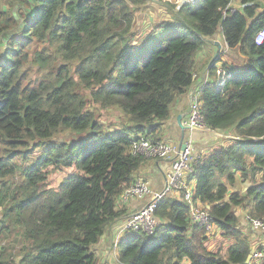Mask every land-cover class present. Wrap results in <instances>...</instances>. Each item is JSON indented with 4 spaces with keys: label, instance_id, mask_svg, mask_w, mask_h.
<instances>
[{
    "label": "trees",
    "instance_id": "1",
    "mask_svg": "<svg viewBox=\"0 0 264 264\" xmlns=\"http://www.w3.org/2000/svg\"><path fill=\"white\" fill-rule=\"evenodd\" d=\"M256 1L240 0L235 11L232 0L172 5L171 19L143 33L137 12L150 0H16L0 8V242L20 237L14 247L0 244V264L99 263L94 247L125 213L119 197L148 160L133 144L140 135L160 141L172 104L195 82L196 54L218 32L246 58L220 67L224 83L218 59L211 64L202 114L211 129L236 137L195 162L193 199L232 244L226 256L208 248L182 190L158 204L155 235L126 234L117 256L122 264H264L247 261L252 240L237 212L264 219V42H255L264 9L257 13ZM35 41L74 68L57 67L48 52L37 60L43 75L31 78ZM97 107L116 109L118 122L101 120ZM50 168L71 171L47 188ZM237 172L252 183L245 195L229 194Z\"/></svg>",
    "mask_w": 264,
    "mask_h": 264
},
{
    "label": "crops",
    "instance_id": "2",
    "mask_svg": "<svg viewBox=\"0 0 264 264\" xmlns=\"http://www.w3.org/2000/svg\"><path fill=\"white\" fill-rule=\"evenodd\" d=\"M152 1L153 2H149L145 8L139 11L138 19L136 17V24L142 29H152V24H156L163 19H171L172 5L175 6V9H178L184 3L197 0H167L168 3L166 4L158 0ZM256 2L260 6L257 11V13H259L264 9V0H257ZM231 8L233 11L237 9L242 10L243 5L240 0H232ZM217 42L221 44V48L217 45ZM220 49L222 52L217 56V52L220 51ZM245 58L246 55L239 52V50L230 49L228 47L225 37L221 32H218L212 38L208 39L204 48L195 56V82L187 92L180 94L172 104L171 113L168 119L162 124V130L159 134L160 140L176 146H181L183 142L190 141L193 144L196 156L200 158L207 156L216 148L227 145L232 138H235L233 132L219 129H192L191 134L183 137L182 130L178 123V116L181 115L183 122L186 120L190 111L191 91L197 90L198 87H202L206 81L212 80L209 68L214 61L218 59L216 66L220 68L225 62L230 65L241 64ZM171 169V160L148 159L135 172L134 179L137 177L144 179L154 192L161 191L166 184V177L171 172ZM247 182L248 181H245L240 173L237 172L234 185L231 189L229 188V194L234 191L242 193L243 191L241 189L246 188ZM172 195L180 197L177 193ZM146 202L147 199L138 198H132L127 202L121 200L118 202V207L123 208L125 213L107 228L101 240L95 245L94 251L99 259L98 264H121L118 261L117 248L114 246L115 238H122L127 234L123 228L126 219L132 213L142 208ZM240 210L241 208H237L238 214ZM241 222L245 226V229L249 228L250 238L253 241V248L255 241L258 240L256 234L259 232L252 229L246 221ZM183 264H187V261L183 262Z\"/></svg>",
    "mask_w": 264,
    "mask_h": 264
},
{
    "label": "built area",
    "instance_id": "3",
    "mask_svg": "<svg viewBox=\"0 0 264 264\" xmlns=\"http://www.w3.org/2000/svg\"><path fill=\"white\" fill-rule=\"evenodd\" d=\"M255 42L261 44L264 42V24L255 34ZM217 74L220 75L221 83L229 77L228 72L219 68ZM200 88L191 91L190 94V111L184 121L190 129H211L204 120L202 114V103L200 100ZM236 137V136H235ZM186 147L172 145L163 140L153 141L151 138L140 135V140L132 146V153L141 155L147 159L171 160L172 169L166 177V184L161 191L154 192L148 182L141 178H135L134 183L127 187L120 195L119 201L127 202L132 198L147 199L146 204L139 210L132 213L124 223V231L128 234L131 232H142L149 236H154L159 220L155 215L156 208L160 201L167 195L179 194L190 204L191 222L201 226L206 230V236L211 235L217 226L207 206L200 201L193 199L196 180L192 176L194 164L199 159L196 156L192 142L187 141ZM192 177V178H191ZM245 220L252 229L264 235V219L254 218L246 215ZM120 237L115 238L114 246L117 248ZM252 259L264 260V236L258 240L253 247ZM122 264V263H121Z\"/></svg>",
    "mask_w": 264,
    "mask_h": 264
},
{
    "label": "rangeland",
    "instance_id": "4",
    "mask_svg": "<svg viewBox=\"0 0 264 264\" xmlns=\"http://www.w3.org/2000/svg\"><path fill=\"white\" fill-rule=\"evenodd\" d=\"M15 1L16 0H0V8H2L4 10L12 9L14 7L13 2H15ZM17 1H19V0H17ZM158 1L163 3V4L168 3L167 0H158ZM150 2H153V1L150 0ZM16 9H18L17 5H15L14 10H16ZM16 11H18V10H16ZM27 11L30 12V8H27ZM139 11H141V10H139ZM139 11L137 12V19L139 16V14H138ZM153 26H154V24H152V28H153ZM136 27H137V30H139L142 33L143 32H149V30H151V29H148V30L142 29L141 27H138L137 24H136ZM3 38H1L0 41ZM44 48H46V50H44ZM56 50L57 49L52 47V46L49 47V43L45 44L41 41H35L32 44L31 56L29 58V65H27V69H26V70H28V73H29L31 78L38 79L43 75L44 65L43 64L41 65V63L37 62V60L40 56L48 54V52H51V54H52L51 57L55 58L57 67H59L62 64H66L70 68H74L75 63L70 62L68 60L63 61L62 58L64 56L62 54L58 55ZM57 56H58V58H57ZM82 92L86 93V92H90V91L87 90L86 88H83ZM97 109H98V113L101 116V120H104L108 123L118 122V120L120 118V114L118 111H116V109H100L99 107H97ZM230 134H232V133H230ZM49 170H50L49 171V177H48L47 182L45 183V186L47 188H57L59 186V184L61 183V181L65 178L66 172L71 171V170L62 171V170L53 169V168H50ZM12 181H16L15 183H19L20 178H16ZM248 189H249V185L248 186L246 185V188L241 189L244 192V193L243 192L242 193L243 194L248 193V191H249ZM244 213H246V211L243 207H241V210L238 214L241 221H246L244 219V215H243ZM244 230L250 234L249 228H246ZM256 235L258 237V240H261L263 238L262 234H256ZM207 238H208V240H207L206 244L211 251L218 252L219 254L226 256V252H227L229 246L232 244V239L224 236L222 234V231H220V229L217 226L215 227L214 232L211 235H209ZM15 239H16V235L5 237L3 240H1L0 244L4 245L5 247H11V246L14 247L18 242H20V237L18 240H15ZM258 240L255 241L254 245L256 244V242ZM252 246H253V241H252ZM20 247L21 246H19L18 248L20 249Z\"/></svg>",
    "mask_w": 264,
    "mask_h": 264
},
{
    "label": "water",
    "instance_id": "5",
    "mask_svg": "<svg viewBox=\"0 0 264 264\" xmlns=\"http://www.w3.org/2000/svg\"><path fill=\"white\" fill-rule=\"evenodd\" d=\"M217 45L221 48V44H219V43L217 42ZM221 52H222V50L220 49V51L217 52V56H218ZM178 123H179V126H180L181 130H182V136H183V137L188 136L189 134H191L192 129H190L187 125L184 124V122L182 121V117H181V115L178 116ZM188 132H190V133H188ZM185 147H186V143L183 142V143L181 144V148L184 149ZM248 185H249V187H250V186L252 185V183L248 181V182H247V186H248ZM252 255H253V250L251 251V254L249 255L247 261H250V260H251Z\"/></svg>",
    "mask_w": 264,
    "mask_h": 264
}]
</instances>
